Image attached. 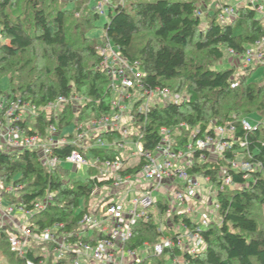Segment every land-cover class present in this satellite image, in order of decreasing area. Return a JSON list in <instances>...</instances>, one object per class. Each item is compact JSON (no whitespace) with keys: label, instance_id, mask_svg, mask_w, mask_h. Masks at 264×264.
I'll return each instance as SVG.
<instances>
[{"label":"trees","instance_id":"16d2710c","mask_svg":"<svg viewBox=\"0 0 264 264\" xmlns=\"http://www.w3.org/2000/svg\"><path fill=\"white\" fill-rule=\"evenodd\" d=\"M14 1L0 0V76H6L9 83L8 91L0 94L7 102L20 100L36 108L33 121L26 118L18 123L26 134L44 137L50 125L62 134L65 128L110 114L109 79L97 51L110 43L129 62H139L144 89L167 90L178 99L163 106L153 104L145 114L137 113L140 101L131 106V126L136 131L132 138L142 150H155L161 140V128L169 130L173 151L184 152L187 147L194 148L198 139L214 137L213 126L226 130L232 127L225 140L229 146L219 160L213 163L207 160L209 152L194 150L187 174L208 177L218 188L221 167L225 162L232 163L238 153L256 166L251 171L228 172L231 185L216 192L215 215L219 222L210 220L198 232L203 239L202 251L189 255L175 247L132 264H174V260L176 264H264V226L257 221L259 210L264 207V88L245 78L237 84L232 68L215 71L205 62L220 61L223 49L242 56L262 40L264 24L256 12L249 6L241 7L230 22H221L219 9L212 14L204 12L208 4L203 2L209 0H130L128 7L125 0L123 4L114 0L105 7L102 16L107 9L108 20L99 28L96 24L102 16L94 11L99 0H23L22 15L16 16L9 12ZM97 29L100 31L95 36ZM39 47L42 55L37 54ZM201 53L207 58L204 63L197 61ZM60 97H78L83 103L76 106L69 102L57 115L42 109ZM247 105L253 109L248 111ZM252 114L262 121L250 122L255 129L245 132L240 122ZM210 122L214 124L209 128ZM116 135L111 132L100 137L111 142ZM76 149L67 145L52 152L63 160ZM119 155L113 149H101L96 158L114 160ZM142 164L140 160L130 165L121 175L137 173ZM62 166L45 169L35 151H0V181L20 187L15 194H4V201L17 209L33 211L28 219L32 233L40 234L58 225L61 227L56 234H65L67 243L80 240L95 244L101 234L93 232L81 239L76 235L82 215L89 211L92 192L107 183L93 179L95 170L85 182L71 183ZM47 198L50 199L44 210H33L36 203ZM154 204L159 221L151 213L146 221H138L127 248H152L162 237L175 239L178 231L195 232L198 227L184 213L174 212L167 221L163 220L168 202ZM162 223L165 228L159 232ZM9 234L6 227H0V253L7 255V264H53V244L32 242L20 255L11 250ZM74 258L68 253L56 264H72Z\"/></svg>","mask_w":264,"mask_h":264},{"label":"built area","instance_id":"2783aa9c","mask_svg":"<svg viewBox=\"0 0 264 264\" xmlns=\"http://www.w3.org/2000/svg\"><path fill=\"white\" fill-rule=\"evenodd\" d=\"M247 6L252 8L256 14L263 15L264 0H245ZM114 0H99L94 6V11L99 15H104V9L110 5ZM123 4V0L120 1ZM219 20L221 22H228L235 17V10L229 6L219 7ZM199 15L200 12H197ZM248 49L244 55L240 56L232 51L229 53L238 58H244L247 63L251 64L255 60L260 65H264V38L256 42L252 48ZM99 54L102 56L101 68L109 79V86L112 94L111 112L107 116L98 119H92L85 124L75 125L69 135L59 134L54 125H50L46 131L45 136L41 137L38 134L28 135L22 130L18 123L26 118L32 121L37 116V110L34 106L27 103H21L20 100L7 102L6 99L0 95V148L10 150L13 152H21L25 150L35 151L39 154L41 165L47 169H55L58 165H72L73 170L77 171L82 167H87L96 171L93 179L98 182H106V188L111 189V193L105 195L98 204L94 206L91 202L98 196L100 189L96 188L91 195V200L88 204L89 211L82 215L79 221V232L76 237L78 239L90 236L91 233L96 232L102 236L95 242V244H87L80 240L75 243H67L65 241L66 235H57L56 232L61 226L55 225L52 229L45 230L40 234L32 233L28 229V225H12L14 228L9 229L8 242L11 250L22 255L32 242L36 243H51L53 248L52 263L56 264L62 260L66 254H74V261L72 264H80L82 259L85 263L96 264H132L142 258L137 255V250H131L126 247V243L132 237V231L138 221L148 219V210L154 205L152 198L153 192H160L161 189L166 188L172 184L179 183L176 189L168 194L172 205L177 208L187 202L196 204V199L201 193V184L196 179L198 176H191L187 174L186 169L193 164L194 150H204L220 155L229 145L227 142H221L225 132L231 133L233 128L226 130L222 127H213L212 132L214 137L207 136L205 139H198L195 142L194 148L187 147L184 152H174L173 142L169 130L165 128L160 129V143L152 152L142 150L139 142L131 139L136 145L137 153L131 157H138L143 164L140 170L134 173V180L137 181L139 177L144 184L147 185L138 194L132 193L134 191L132 179L133 174L122 176L121 172L126 168L121 155L114 160H100L95 158L92 163H89L87 156L84 153L88 149L90 142L96 141V144L101 149H113L115 147H123L124 142H104L100 135L103 133H116L122 137L123 140L128 137L127 127L122 126L125 106L132 95L136 94L140 98V106L138 114H145L153 104L170 102V92L167 90L148 91L144 89L141 82V75L139 70V62H129L122 57L110 43H106L99 48ZM255 59H251V58ZM251 62V63H250ZM73 103L79 106L83 103L82 99L78 97H71L65 99L58 98L52 103L47 104L42 109L52 111L55 115L67 103ZM59 107L61 109L58 111ZM132 107L129 110L128 116H131ZM31 121V122H32ZM242 130L251 132L255 127L246 119L240 122ZM183 126V125H182ZM72 135V136H71ZM71 136V137H69ZM114 140V139H113ZM73 145L77 147L65 159H59L53 155L52 150L62 146ZM1 151V150H0ZM115 151V150H114ZM3 152V151H2ZM117 152V151H116ZM5 153V152H4ZM119 153V152H118ZM120 154V153H119ZM138 161V162H139ZM230 171L246 172L256 169L249 163L237 166L235 162L230 163ZM229 173L220 174V186L216 189L222 191L224 187L231 185V177ZM203 177V176H202ZM204 182L209 183L208 177H203ZM135 186V185H134ZM17 189L13 185H4L0 181V214L2 217L11 218V215L18 211L29 219L33 215V211H24L17 209L14 206L7 204L4 207V194H15ZM115 196V197H114ZM50 198L42 202H38L34 206V211L40 212L44 210ZM208 206H212L214 213L218 209V204L213 200L206 202ZM197 211L200 214V224L195 232H190L187 229L178 231L175 239L162 237L160 242L152 246V254L160 256L166 249H173L175 247L184 250L189 255H195L203 250V239L199 231L205 229L210 223V215L206 214L205 209ZM196 210V209H195ZM175 208L169 205V209L163 215V220L167 221L174 213ZM180 213V212H176ZM190 214V213H184ZM100 216V218H98ZM107 221V224L104 223ZM164 224L159 227V232L164 231ZM178 230V229H177ZM68 237L71 235L67 234ZM176 264V260L173 261ZM27 264H33L27 262Z\"/></svg>","mask_w":264,"mask_h":264},{"label":"rangeland","instance_id":"374dc122","mask_svg":"<svg viewBox=\"0 0 264 264\" xmlns=\"http://www.w3.org/2000/svg\"><path fill=\"white\" fill-rule=\"evenodd\" d=\"M216 1H217L218 5L221 4L220 2H218V0H216ZM94 2L95 1H93V3ZM212 2H213V0H209L206 3L203 2V4L207 5V4H211ZM129 3H130V0H125L124 1V4H125L126 7L129 6ZM22 5H23V0H15L13 6L9 9L10 14H13L14 16L22 15V11H21ZM200 6H201V4H200ZM222 6H224V5H222ZM71 7H72V5L69 4L68 8H71ZM256 16H257L258 19H263V17H262L263 15H261V14H256ZM107 20H108V15H107V9H106L105 10V16L100 17V19L97 22L96 26L101 28L107 22ZM230 20L228 22H230ZM99 31H100L99 29L94 31L95 36L98 35ZM99 48H97V51H99ZM248 49H253V51L255 50L254 47L253 48L250 47ZM41 50L42 49H40V47L37 48V50H36L37 54L42 55L41 54L42 53ZM201 54L202 55H199V58H198L197 61H200V62L204 63V60L207 59V58L204 57L205 54H203V53H201ZM235 57L237 58L238 56H233V55H231L229 53V50H224L223 49V57H222V59L220 61H214V60L213 61H211V60L208 61L207 60L205 62H207L208 63L207 65L212 67V69H214L215 71H225V70H228V69L232 68L233 71H234L232 78H233V81H235L237 84L241 81V79L245 78L248 83L253 84L254 86H259V87H263L264 88V67H263V65L258 64L257 62H255V60H252V63L250 62L251 64H249V63H247V61L244 58H238L237 60H235L236 59ZM229 58H231L230 63H229ZM251 59H255V58L252 57ZM8 88H9L8 79L6 78V76L5 77L4 76H0V92H6V91H8ZM169 89L173 90L171 88H169ZM185 89H186V87H185ZM185 89H184L183 92H185ZM139 100H140L139 96L134 94V95H132V97L127 102L124 103V106H125L126 109H125V112H124L122 126L127 127L128 137H126V139L123 140L122 137L116 135L115 139L113 140L115 142H124L123 147H115L114 150L120 153V155L123 158V160H126V162H124V165H125L126 168L129 167L130 165L137 164L138 161H139L138 157H131L132 153L133 154L137 153V148H136V145L133 143V141L131 139V136H133L135 134V131H134V127L131 126V124H132L131 123V121H132L131 117L128 116L131 106L134 103L138 102ZM169 100L170 101H175V102L178 101V99H176L175 95H172V94L169 96ZM166 103L167 102H164V101L161 100V103H159V104L161 106H163ZM60 109H61V107H59L58 111ZM246 109L249 111V110H252L253 107L247 105ZM232 113L234 114V112H230L231 115H232ZM255 117H256V115L252 114V115H249L246 118L249 120V122L254 124L256 121H252V120L257 119V117L256 118ZM258 119H260V117ZM259 121L261 122L262 120H259ZM259 121L257 120V122H259ZM263 122H264V120H263ZM213 124H214V122H210L209 128L212 127ZM213 127H215V126H213ZM69 129L71 130L70 127H69ZM63 132L64 131L62 130V133ZM229 135H231L229 132H225L221 142H224L225 140H227ZM101 139L104 142H109V140L106 139L105 137H101ZM88 146H89V148L85 149L84 153L86 154L87 160L89 161V163H92L95 160L96 155H98V153L100 152L101 148L96 144V141L90 142L88 144ZM0 150L5 152V153H17V151L13 152V151H10V150H4L3 148H0ZM219 158H220L219 155L216 154V153H212V152L210 153L209 152V155H207V160H209V161H211L213 163L217 162L219 160ZM233 162H235V164H237V166L248 163L247 159L245 158L243 153H238L236 155V157H235V160ZM230 167H231V164H228L227 162H225L224 165L221 167L219 174H224V173L229 172L230 171ZM62 169L66 170V173H65L66 180H68L71 183H78V182L79 183H83L89 178V176H92L93 174H95V172L93 170H91L90 168H87V167H82L79 170L74 171L72 165H65L64 164L62 166ZM236 172H238V171H236ZM135 175L133 174V179H134ZM196 179L199 182H202V185L204 187H206V188H204L202 186L200 192L205 194V193H208L210 190L211 191H216L217 186L215 184H213L212 182L204 183L202 176H198ZM108 193H111V189L106 188V187L100 189L99 192H98V196L92 200L91 205L94 206L95 204H98L97 202H99L102 198H104L105 195L108 194ZM152 198H153L154 203H157V202L163 203L166 200L168 202V204L172 208H176L175 205H172V202H171V200H169L168 196L162 194L161 192L154 191L153 195H152ZM215 199L216 198L214 197L213 201H215ZM195 201H196V204H194V207L196 209L195 211L197 212L198 208L200 207L199 204H201L202 202H201V200L198 202V199H196ZM187 203L190 204V205L192 204V202H187ZM203 203L204 204L201 205V207L203 209H205L204 212L206 214L210 215L211 220L216 221L218 223L219 219L216 217L214 211L212 210L213 209L212 206L205 205V204H207L206 202H203ZM3 205H4L5 208L7 207V203H5V202H4ZM80 205L82 206V203ZM155 208H156V205L154 204L148 210V212L153 214L154 216L157 215V212H156ZM187 215H189V218H190L191 222H193L196 225L200 224L201 217H200L199 212L190 213V214H187ZM17 217H19L18 219L20 220V221H16V222H18L17 224H19V225H24V224L28 225V219H27L28 217L22 215L18 211H15L11 215L10 219L14 220ZM98 218H100V216ZM154 218H155L156 221H159V217L158 216H155ZM5 219L7 220V217H2V214H0V221L2 220V222L5 223ZM7 221L11 222L9 220H7ZM257 221H258V223H259V225L261 227L264 226V207L261 210H259V217H258ZM104 223L107 224V221H104ZM6 225H8V224H6ZM199 226H201V225H199ZM6 228L9 230V227H6ZM151 254H152V248L151 247L150 248H146V250H145V248L142 247L137 252V255L141 256L142 259L147 257V256H149V255H151ZM171 263H172V261L169 262V264H171ZM0 264H7V255H3V254L0 253ZM80 264H84L82 259L80 260ZM88 264H92V263H88Z\"/></svg>","mask_w":264,"mask_h":264},{"label":"crops","instance_id":"0c3cea01","mask_svg":"<svg viewBox=\"0 0 264 264\" xmlns=\"http://www.w3.org/2000/svg\"><path fill=\"white\" fill-rule=\"evenodd\" d=\"M218 2H220L221 4H219L218 5V3H217V1L216 0H213V2L211 3V4H208L207 5V8H204L203 10H204V12H210L211 14L213 13V11L214 10H217V9H219V7H221L222 5H224V6H229V7H232L235 11L238 9V8H241V7H246L247 6V4H246V1L245 0H218ZM219 6V7H218ZM263 19H261L262 20V22H263V24H264V13H263ZM235 60H237V59H235ZM230 61H231V58H229V63H230ZM263 67H264V65H263ZM256 118V117H255ZM259 121L260 119H254V120H252V121ZM71 128V130L69 129V127L68 128H65L63 131L65 132H63L62 133V135H69L71 132H72V130H73V127H70ZM68 130V131H67ZM132 181V184H133V188H134V191H133V193H132V195L131 196H133L134 194H138L143 188H146L147 187V185L146 184H144V182H142L141 181V179L138 177L137 178V181H135L134 179H132L131 180ZM203 182H204V180H203ZM204 183H206V182H204ZM178 184L179 183H174V184H172V185H170V186H166V188H163V189H161L160 190V192L162 193V194H164V195H166V196H168V194L169 193H171L172 192V189H176L177 188V186H178ZM200 184H201V187L203 186L202 185V182H200ZM135 185V186H134ZM204 187V186H203ZM204 188H206V187H204ZM209 188V187H208ZM207 190V189H206ZM204 192V191H203ZM207 192V191H206ZM216 198V191H209L208 193H200L199 195H198V198H195V199H198V202L201 200V204H199L200 205V207L198 208V210L197 211H201L202 209V207H201V205H203L204 203L203 202H208L209 201V199L210 200H213V198ZM192 205V206H191ZM188 204V203H185V204H183V205H180V206H178L177 208H175V211L176 212H180V213H197L196 211H195V207H194V205L193 204ZM19 217H17V218H13L14 220H12V219H7V220H9V221H11V222H8L6 219H5V223H3L2 222V220L0 221V227H9V229H11V228H14L13 226L14 225H17V223L18 222H16V221H20L19 219H18ZM6 224H8V225H6ZM13 225V226H12ZM143 248H145V250H146V248H150V246H148V245H144L143 246ZM141 249V248H140ZM137 251H139V249L137 250ZM141 257V256H140ZM84 264H88V263H85L84 262ZM92 264H96V263H93L92 262Z\"/></svg>","mask_w":264,"mask_h":264},{"label":"bare ground","instance_id":"6f19581e","mask_svg":"<svg viewBox=\"0 0 264 264\" xmlns=\"http://www.w3.org/2000/svg\"><path fill=\"white\" fill-rule=\"evenodd\" d=\"M1 95V94H0ZM9 102V101H8ZM11 102V101H10Z\"/></svg>","mask_w":264,"mask_h":264}]
</instances>
